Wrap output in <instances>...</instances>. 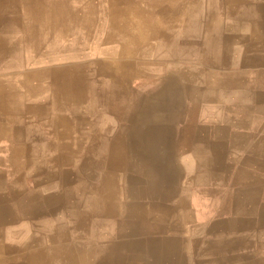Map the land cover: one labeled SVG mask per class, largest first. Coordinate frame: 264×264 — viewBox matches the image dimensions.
<instances>
[{"label": "crops", "instance_id": "0c3cea01", "mask_svg": "<svg viewBox=\"0 0 264 264\" xmlns=\"http://www.w3.org/2000/svg\"><path fill=\"white\" fill-rule=\"evenodd\" d=\"M109 4L0 8V253L20 264H68L49 252L91 243V264H264V0L241 2L238 9L251 10L242 16L221 4L220 15L202 17L205 26L222 22L208 32L166 24L168 39L148 45L130 38L141 30L147 37L146 21L156 16L162 25L163 17L120 25ZM236 21L242 29L230 30ZM240 39L245 49L235 45ZM123 44L145 62L144 75L128 80L133 98L110 94ZM184 67L194 92L182 101L167 93L150 103L168 109H148L141 91ZM70 84L83 91L78 99L67 96ZM114 148L129 165L114 179V213L97 215L106 224L94 240L73 241L81 231L73 203L86 209L78 188L102 178L83 166H99ZM59 232L70 240L57 242Z\"/></svg>", "mask_w": 264, "mask_h": 264}, {"label": "bare ground", "instance_id": "6f19581e", "mask_svg": "<svg viewBox=\"0 0 264 264\" xmlns=\"http://www.w3.org/2000/svg\"><path fill=\"white\" fill-rule=\"evenodd\" d=\"M47 0H0V8L1 7H17L18 5H27V4H43ZM109 4V14L111 17L117 21L120 25L122 23L133 24L134 19L139 18L140 23L144 24L142 20L145 18V14L151 16L152 13H158L157 16H162V25L160 22H155V17L150 21H146L147 25V37L144 36V32L141 30L138 36H131V40L133 43L139 45L143 42H146L148 45L149 40L153 37H163L164 39H168L167 29L165 28L166 24H169V28L174 31H180L181 33L190 34V32L201 33L204 31H211L213 29H220L222 26V22L218 21L214 23V19L207 21V26L204 25L202 21L203 16H208V18H215L220 15L219 9L220 5L225 2L231 4L226 13L229 15L240 14L242 15H251L250 7H245L249 11H242L238 9V6L241 2H245L246 0H107ZM140 2V3H139ZM237 6V7H236ZM143 11H142V10ZM92 10V9H91ZM72 13V11H71ZM224 14V12L222 13ZM142 21V22H141ZM125 25V24H124ZM243 23L238 21L234 22L232 26L229 27L230 30L237 31L241 30ZM162 26V27H161ZM212 26V28H211ZM251 33L256 32L257 30L253 27V23L249 25ZM225 35L223 36V39ZM112 39V38H111ZM229 40V38H228ZM180 42V41H179ZM187 42V41H184ZM145 44V43H143ZM216 44L211 42V47ZM218 45V44H217ZM125 49H123L118 58L112 60L113 70L115 73V87L114 90L110 92V94L116 98L119 97H131L135 96V90L128 86V80L134 77H141L144 75L143 70H141L138 65L143 64L145 62L136 60L138 56L137 53L131 51L129 46L126 44L122 45ZM223 60L227 58V54H223ZM140 59V57H139ZM112 70V71H113ZM106 73L107 69H103ZM111 71V72H112ZM110 72V71H109ZM192 72L185 67L179 70L169 71L165 77H162L161 84L155 86L150 91L142 92L143 96H146L148 109H168L167 104L151 105L150 101L161 99L163 96H166L167 93H177V91L182 96H187L189 93H193L194 91L192 87H190ZM74 79V78H72ZM235 82V81H234ZM145 82L143 84H146ZM83 91H80L74 84H70L67 87V96L72 97L74 99H78L82 95ZM180 101V102H181ZM174 105L171 108L176 109L175 101ZM147 109V110H148ZM192 108H186L185 110L191 111ZM185 132L187 133V126L184 124ZM188 139H184V144L188 145ZM181 150H185L181 148ZM152 151V150H151ZM150 154V153H149ZM108 158L98 165L92 164H84L83 169L85 170V175L90 178H94L96 176V169H99L98 175H101V183L98 185L95 181H90L87 183H81V187L78 189L83 191V207L86 209L77 212V207L80 204L79 201H75L73 203V209L76 211V215L78 216V226L81 227V231L79 234H76L73 241L78 238L87 239L88 241H92L97 236V230L102 227L103 220H97V215L103 214L107 216L109 214L114 213L113 200L116 195V191L118 187H115V178L119 171H127L129 165H126L125 162V153L123 149H112L109 150ZM151 155V154H150ZM148 162V175L152 174L155 178L154 172H152V166L155 163ZM153 162V161H152ZM97 166V167H96ZM160 172H156V177H159ZM156 181L152 180L149 182L150 189H156ZM94 184V185H93ZM90 185V186H88ZM114 186V189H113ZM117 189V190H116ZM101 192V196L97 197L96 193ZM72 194V192H69ZM76 208V210H75ZM59 232L57 236V242H68L70 237L66 234L61 235ZM89 236V237H87ZM56 237H52L55 239ZM90 245V246H88ZM27 248H30L29 245H26ZM4 247L0 245V251ZM13 249V248H12ZM6 250L5 248L3 249ZM1 251V252H4ZM38 251V252H37ZM17 252V251H16ZM39 250L35 251V256L41 254ZM94 253H97V247L93 246L91 243L86 244L84 246H69L67 244L58 246L53 249V252H49V255L55 257L56 255H62L66 257L68 264H91V260H88ZM32 256V254H30ZM30 256V257H31ZM35 264H45L42 262H34ZM33 262L28 261V264H34ZM0 264H20L15 261H8L7 258L3 257L0 253Z\"/></svg>", "mask_w": 264, "mask_h": 264}, {"label": "rangeland", "instance_id": "374dc122", "mask_svg": "<svg viewBox=\"0 0 264 264\" xmlns=\"http://www.w3.org/2000/svg\"><path fill=\"white\" fill-rule=\"evenodd\" d=\"M229 22H230V19L228 20ZM239 49H245L246 47H245V45H244V43H242V41H241V39L239 40V42L237 43V44H235ZM253 50H251L250 52H249V54L248 55H252L253 54Z\"/></svg>", "mask_w": 264, "mask_h": 264}]
</instances>
